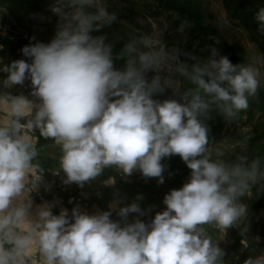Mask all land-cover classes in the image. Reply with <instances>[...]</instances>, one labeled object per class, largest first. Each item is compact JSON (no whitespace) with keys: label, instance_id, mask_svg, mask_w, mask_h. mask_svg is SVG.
Segmentation results:
<instances>
[{"label":"clouds","instance_id":"obj_1","mask_svg":"<svg viewBox=\"0 0 264 264\" xmlns=\"http://www.w3.org/2000/svg\"><path fill=\"white\" fill-rule=\"evenodd\" d=\"M51 11L58 19L49 43L31 37L21 49L27 59H0V264H229L220 242L231 228L248 232L244 199L253 189L264 192V158H232L231 145L217 146L208 122L215 113L231 123L248 110L261 68L234 64L215 49L218 58L189 66L181 57H195L165 44L163 30L134 34L114 54L106 34L93 35L121 22L107 0H53ZM255 20L264 33V7ZM190 27L185 20L177 32ZM26 81L29 94H14ZM166 89L171 96L156 98ZM40 138L58 147L53 174L63 172L64 185L83 188L106 169L121 178L138 171L162 185L161 161L172 156L190 174L147 222L137 203L93 213L76 204L55 214L57 201L34 200L42 185L50 187ZM129 213L139 217L129 222ZM242 245L249 248L247 238ZM243 264H264V251Z\"/></svg>","mask_w":264,"mask_h":264},{"label":"trees","instance_id":"obj_2","mask_svg":"<svg viewBox=\"0 0 264 264\" xmlns=\"http://www.w3.org/2000/svg\"><path fill=\"white\" fill-rule=\"evenodd\" d=\"M168 12L176 15L180 22L187 20L191 27L193 35L199 42L194 54L192 56L195 59L189 58L186 63L189 66L196 63H204L209 59L218 58L212 55V50L215 49L219 55H226L232 63H249V59L246 51L239 42L232 43V45L224 43L219 33L218 24H207L204 11H202V0H161ZM0 6L5 7L8 11L10 9H20L23 11V18L25 21L24 31L28 35V38H23L21 40V46L28 45L30 43V38L32 35V30L39 23L38 16L43 13L42 9L38 4H34L29 0H0ZM222 6L225 10L227 17L239 23L244 31H246L247 36H249L250 41L255 44L264 59V33L258 31V24L255 20V14L257 11L264 7V0H222ZM3 26V22L0 21V28ZM13 33L12 30H9ZM56 34V27L51 23H47L43 31H41L38 42L49 43ZM106 34L107 41L114 44L113 52H119L123 44L128 40V38L134 34L125 25L113 23L110 27L103 28L100 32H94L93 35ZM31 43H34L33 40ZM11 42L5 41L2 43L3 50L0 52L1 55L5 56L10 49ZM17 52V59H27L23 57L21 49ZM16 59V60H17ZM121 61L116 62V66L119 67ZM149 74V78L151 77ZM182 79V78H181ZM190 85H185L189 87ZM167 94V89L163 94L158 95L156 98L165 99ZM261 92L258 90L257 97L251 99L249 102V108L244 113H247L248 120L255 119L256 115H260L257 118L258 132L252 138L248 144V154L249 159H254L257 156L264 158V104L263 99H260ZM214 117L216 114L213 113ZM241 116V114H240ZM37 132V136H38ZM43 138H40L38 143V148L42 145ZM59 156L60 151L58 147L55 146V152L52 156L41 155L39 156L40 163L45 169L56 170L59 169ZM161 163L166 166V171L164 175H169L172 182L168 184L167 191L158 190L156 188L157 179L142 178L143 181H123L118 175L112 170H105L104 175L99 178L98 181L113 180L116 183L113 186H108L102 191V199L98 202V206L101 207L103 211H108V206L114 201L119 202V207H126L132 203H137L141 210L146 212V215L139 217L138 213H129L128 221L132 222L135 218L139 217L144 221H148L154 217L157 212L165 210L166 206L163 204V198L166 193L171 189H178L182 187L183 183L187 180L190 169L187 168L186 164L181 160L179 156H172L170 158H164ZM138 197H141L138 199ZM247 202L250 207L255 205L256 217L258 219V227L261 231V238L264 240V199L260 198L256 191L253 190V198H249ZM55 214H58L55 208L53 209ZM111 219L119 220L120 217L116 214V211L112 213ZM232 229V231H231ZM230 229L231 243L225 244L220 242V247H222L227 253L225 259L229 260V264H243L246 254L248 251H242L240 242L244 236L241 232H238L234 228ZM209 233L213 235L214 239L218 238L216 230L209 228ZM252 250V249H251Z\"/></svg>","mask_w":264,"mask_h":264},{"label":"rangeland","instance_id":"obj_3","mask_svg":"<svg viewBox=\"0 0 264 264\" xmlns=\"http://www.w3.org/2000/svg\"><path fill=\"white\" fill-rule=\"evenodd\" d=\"M42 9L43 13L38 16L39 23L33 28L31 37L35 39L33 42H38L41 31L47 23H51L56 27L57 19L55 13L51 11V4L53 0H29ZM109 10L119 13L120 23L125 25L132 32L137 33H149L156 30H163L162 40L169 47H179L187 52L194 54L199 42L195 38L190 28H186L184 33L177 32L178 26L181 24L179 18L171 12H168L164 2L161 0H107ZM202 11L205 13L207 24H218L219 33L224 43L232 45V43L239 42L247 53L249 63H252L261 68L264 73V59L261 51L257 46L253 44L249 36L243 27L227 17V14L222 6V0H202ZM0 21L3 22V26L0 28V46L5 41L11 42L9 46V52L3 56L0 54V59H3L5 63H10L17 59V52L20 50L21 40L24 38V18L23 11L20 9H5L0 6ZM120 24L119 22H117ZM12 30L13 33H10ZM3 47H0V52ZM182 60L187 62L189 57H181ZM5 74L0 73V79L4 78ZM30 82H25V86L29 88L25 95L30 92ZM24 86V87H25ZM185 87V85H184ZM22 87L17 86L13 89L15 92H20ZM260 99H263L264 104V77H262ZM172 95L171 89H167L165 99ZM241 114V116H240ZM238 118L231 123L223 121L220 117L216 116L208 123L211 125L212 135L215 137V144L221 146L224 144L231 145V156L234 158L238 154H248V144L258 132L256 122L260 115H256L254 121L248 120L247 113L241 112ZM40 154L46 156H52L55 152V145L51 141L42 140L40 147ZM257 195L264 199V192H259L257 189ZM252 192L245 197L244 202L248 203L249 198H253ZM249 206V230L246 233L253 245L259 246V248H253L246 254L245 260L249 256L258 255L261 251H264V240L261 238V231L258 227V219L256 217L255 205ZM240 232V229L237 228ZM255 237H259V243H253ZM230 243V240H228Z\"/></svg>","mask_w":264,"mask_h":264},{"label":"built area","instance_id":"obj_4","mask_svg":"<svg viewBox=\"0 0 264 264\" xmlns=\"http://www.w3.org/2000/svg\"><path fill=\"white\" fill-rule=\"evenodd\" d=\"M23 36L25 39L28 38L27 34L23 33ZM29 88L27 86L22 87V90L20 92H15V93H27ZM56 170H50L46 169L44 172V184L49 185V189L45 190L44 185L41 186L40 191L38 194H34V200L35 203L39 204L43 200L47 201H57V206L55 209L59 211L60 207H64L69 209V211L76 205L79 204L81 209L83 210H88L89 208L93 206H98V202L102 199V191L104 188L108 186H104L101 181H94L90 184H86L83 188L79 187L75 183L71 185H64L62 183V179H64V173L61 172L59 175H54L53 172L57 171ZM106 170H113L119 177V174L116 170L114 169H106ZM165 176V182L162 185H159L156 183V188L158 190H163L167 191L168 189V184L172 182V179L169 175H164ZM123 181H134L140 183L142 180V175L137 171L134 172L130 177L127 178H121ZM113 181V180H112ZM69 200H72V203H69ZM237 230V228H234ZM232 231V229H231ZM230 229L225 237V240L222 241L223 243L230 244L232 239H231V234H230ZM247 238L249 241V248L245 249L243 248L242 245V239ZM228 240H230V243H228ZM241 239L240 246L242 251H248L256 247V245H253L250 241V239L247 237V235ZM256 248H259L257 246Z\"/></svg>","mask_w":264,"mask_h":264},{"label":"crops","instance_id":"obj_5","mask_svg":"<svg viewBox=\"0 0 264 264\" xmlns=\"http://www.w3.org/2000/svg\"><path fill=\"white\" fill-rule=\"evenodd\" d=\"M110 181H112V180H110ZM112 186H113V185H112ZM113 203H117V208H119V202H118V201H114V202L110 203L109 206H110L111 204H113ZM109 206H108V209H109ZM97 210L103 211V210L101 209V207H99V206H93V207L89 208L87 211H88L89 213H93V212H95V211H97ZM114 212H115V211H113V213H114Z\"/></svg>","mask_w":264,"mask_h":264},{"label":"bare ground","instance_id":"obj_6","mask_svg":"<svg viewBox=\"0 0 264 264\" xmlns=\"http://www.w3.org/2000/svg\"><path fill=\"white\" fill-rule=\"evenodd\" d=\"M65 177V176H64Z\"/></svg>","mask_w":264,"mask_h":264}]
</instances>
